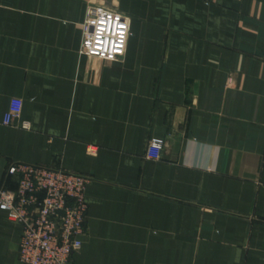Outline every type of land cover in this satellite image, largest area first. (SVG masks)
I'll list each match as a JSON object with an SVG mask.
<instances>
[{"label": "crops", "instance_id": "1", "mask_svg": "<svg viewBox=\"0 0 264 264\" xmlns=\"http://www.w3.org/2000/svg\"><path fill=\"white\" fill-rule=\"evenodd\" d=\"M90 5L123 58L82 52ZM16 162L91 178L70 264H264V0H0V186ZM22 232L0 210V264Z\"/></svg>", "mask_w": 264, "mask_h": 264}, {"label": "built area", "instance_id": "2", "mask_svg": "<svg viewBox=\"0 0 264 264\" xmlns=\"http://www.w3.org/2000/svg\"><path fill=\"white\" fill-rule=\"evenodd\" d=\"M83 28L84 54L111 61L124 57L131 35L128 17L102 6H91ZM11 119L8 114L4 122L10 124ZM23 127L28 128L29 124L24 123ZM164 145V140L152 139L147 157L160 158ZM6 177L14 178L9 182L14 187L0 186V210L23 226L20 263L70 264L86 233V192L91 178L22 162L11 164Z\"/></svg>", "mask_w": 264, "mask_h": 264}, {"label": "rangeland", "instance_id": "3", "mask_svg": "<svg viewBox=\"0 0 264 264\" xmlns=\"http://www.w3.org/2000/svg\"><path fill=\"white\" fill-rule=\"evenodd\" d=\"M91 6H98V5H90L89 7H91ZM83 30H84V28H83Z\"/></svg>", "mask_w": 264, "mask_h": 264}]
</instances>
